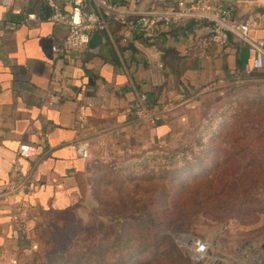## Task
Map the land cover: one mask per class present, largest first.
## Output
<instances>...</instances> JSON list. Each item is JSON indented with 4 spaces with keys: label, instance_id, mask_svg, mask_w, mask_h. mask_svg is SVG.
I'll return each mask as SVG.
<instances>
[{
    "label": "crops",
    "instance_id": "1",
    "mask_svg": "<svg viewBox=\"0 0 264 264\" xmlns=\"http://www.w3.org/2000/svg\"><path fill=\"white\" fill-rule=\"evenodd\" d=\"M175 1L121 0L131 18ZM210 1L229 7L235 19L252 16L256 22L247 36L264 42V0ZM30 3L13 0L21 14L0 6V21L21 19ZM62 7L69 9L68 0ZM125 27L110 21L99 43L63 56L51 47L66 29L46 19L1 32L0 264H18L40 251L35 228L42 212L93 204L98 157L177 141L193 98L212 86L239 82L254 56L233 35L224 45L203 43L207 24L202 21L158 25L146 34L133 30L123 40ZM142 106L145 116L139 113ZM78 142L88 146L87 158L77 154ZM22 143L34 146L35 155L22 159L17 184L9 191ZM17 203L26 205V215L15 208Z\"/></svg>",
    "mask_w": 264,
    "mask_h": 264
},
{
    "label": "rangeland",
    "instance_id": "2",
    "mask_svg": "<svg viewBox=\"0 0 264 264\" xmlns=\"http://www.w3.org/2000/svg\"><path fill=\"white\" fill-rule=\"evenodd\" d=\"M246 77L255 78L251 73ZM244 80L245 78L239 79V82ZM239 82L234 83L238 85ZM255 96L263 97L264 87H229V84L212 86L194 97L191 107L183 113L182 132L177 141L164 143L158 149L171 152L182 145H195L193 141L197 140L199 135L203 140L209 139L211 135H220L216 140L217 146L223 150L221 154H228L236 145L229 140L230 134H240L244 137L243 147L239 144L236 147L249 149L250 156L242 161L232 156L229 160L235 163L232 169L240 166V162L242 166L249 162H258L264 166V136H258L264 130V125L261 124L264 122V104ZM251 126H254L253 131ZM135 154L117 155L107 159L98 157L97 163L94 164L92 183L93 187L98 189L97 194H92L93 204H87L83 210L42 212L35 228V235L42 245L40 252L20 260L18 264H56L60 262V258L86 247L90 241L94 242L99 252L105 242L112 241L118 235L123 236V222L112 217L121 211H127L129 214L135 211L121 210L113 206L109 196L117 192L126 194L132 190V184L127 182V175L123 172L130 170L126 168V163ZM203 158H207L203 159L206 163L210 161L211 155ZM174 165L171 170L178 164ZM123 167L126 168L125 171ZM240 174H244L242 169L234 175ZM171 185L173 183H169V186ZM214 193H217V190L210 191L209 195ZM198 195L199 193H196L193 197ZM179 198L181 197L178 194L175 198L173 196L172 202L179 204L182 199ZM215 205L217 202H212L207 208L198 205L193 207V210H169V219L186 225L163 230L165 229V233L171 237L190 264H197L188 257V248L195 238L206 240L208 243V264H264V199L261 208L252 207L247 210H238L232 205ZM215 216L228 218L212 219Z\"/></svg>",
    "mask_w": 264,
    "mask_h": 264
},
{
    "label": "trees",
    "instance_id": "3",
    "mask_svg": "<svg viewBox=\"0 0 264 264\" xmlns=\"http://www.w3.org/2000/svg\"><path fill=\"white\" fill-rule=\"evenodd\" d=\"M30 1L27 13L33 12L40 19H45L50 14L48 0ZM54 1L63 6L67 0ZM88 5L93 7L92 2ZM95 10L99 11L96 7ZM251 75L255 78L249 79L251 76L246 75L243 77L244 81L237 83L238 85L229 84V87H264V66L253 71ZM255 98L261 99L260 102L264 104V96ZM261 124L264 125V122ZM251 130H254V126H251ZM258 136L263 137L264 130ZM199 137L200 135L193 141L195 145H182L171 152H164L158 149L160 146H153L154 148L150 147L152 149L136 152L135 158L130 157V161L125 164L130 170L126 172V168L122 169L127 175V182L132 184V190L126 194L117 192L109 196L113 206L121 210L135 211L132 214L121 211L112 217L123 222L124 235L105 242L99 252L94 242L90 241L86 247L60 258V262L56 264H190L171 237L165 233V229L186 225L169 219V210H193L198 205L207 208L212 202H217L215 206L232 205L238 210L261 208L264 199V166L258 162H249L242 166L240 162V166L232 169L235 163L229 161L232 156L241 159L240 161L250 156L249 149H242L244 137L230 134L231 143L242 147L235 145L228 154H221L223 150L217 146L216 140L220 135H211L207 140ZM207 155H211V159L204 163L203 159L207 158L203 157ZM174 164L178 165L171 170ZM109 167L111 166H107ZM241 169L244 172L242 176L234 175ZM169 183L173 185L169 186ZM92 189L97 194L98 188ZM213 190H217V193L209 195ZM196 193L199 195L193 197ZM177 194L182 198H179V204L172 202V197L175 198ZM50 211L54 210L47 212ZM227 218L228 216L212 217L214 220Z\"/></svg>",
    "mask_w": 264,
    "mask_h": 264
},
{
    "label": "built area",
    "instance_id": "4",
    "mask_svg": "<svg viewBox=\"0 0 264 264\" xmlns=\"http://www.w3.org/2000/svg\"><path fill=\"white\" fill-rule=\"evenodd\" d=\"M92 2L99 11L88 3ZM239 3L240 0H234ZM69 9L64 8L54 0H48L50 14L45 18L51 25H60L66 29L62 40L51 47L56 55H66L70 52H81L88 47L92 35L101 33L110 21L124 24L123 40H126L133 30L144 34L152 32L158 25H172L188 21H202L207 24L203 43L224 45L229 35L239 38L254 50L251 64L245 65V72L260 70L264 66V42L262 39H251L247 36L250 29L255 26L256 20L252 16L239 20L232 16L231 9L221 2L210 0H176L174 3L159 7L150 6L140 12L137 17L131 18L130 12L118 0H68ZM13 0H0V6L10 8L14 14H21L22 10L13 8ZM38 19L34 13H24L21 19L0 21V34L3 30H13L20 23ZM141 94L140 99L145 100ZM140 115L147 114L146 106H142ZM78 126H83V118L77 115ZM77 154L83 158L88 157V146L83 142L77 143ZM35 155V147L22 143L16 150L15 161L12 166V177L7 186L12 191L17 184L21 172V161ZM15 208L26 215V205L15 204ZM208 243L206 240L195 238L188 248V257L193 263L208 264Z\"/></svg>",
    "mask_w": 264,
    "mask_h": 264
},
{
    "label": "water",
    "instance_id": "5",
    "mask_svg": "<svg viewBox=\"0 0 264 264\" xmlns=\"http://www.w3.org/2000/svg\"><path fill=\"white\" fill-rule=\"evenodd\" d=\"M100 40H101L100 34L96 33V34L92 35V37H91V39H90V41L88 43V46H93L96 43H99Z\"/></svg>",
    "mask_w": 264,
    "mask_h": 264
}]
</instances>
